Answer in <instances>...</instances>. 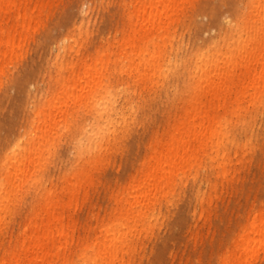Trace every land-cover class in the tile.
Instances as JSON below:
<instances>
[{
	"label": "rangeland",
	"instance_id": "374dc122",
	"mask_svg": "<svg viewBox=\"0 0 264 264\" xmlns=\"http://www.w3.org/2000/svg\"><path fill=\"white\" fill-rule=\"evenodd\" d=\"M132 1L16 0L2 14L0 263L31 247L34 213L52 192L68 228L46 264H264V227L252 224L255 216L264 223V54L249 76L226 70L216 115L227 135L219 152L199 141L184 151L145 220L118 201L146 178L155 147L181 126L201 72L196 56L217 46V58L227 56L244 34L227 29L225 18L244 32L252 0L178 3L167 26L149 29L145 59L166 60L147 71L140 43L124 39ZM98 85L110 94L115 123L87 151L85 96ZM29 156L34 171L21 174L12 161ZM77 178L72 197L66 187Z\"/></svg>",
	"mask_w": 264,
	"mask_h": 264
},
{
	"label": "bare ground",
	"instance_id": "6f19581e",
	"mask_svg": "<svg viewBox=\"0 0 264 264\" xmlns=\"http://www.w3.org/2000/svg\"><path fill=\"white\" fill-rule=\"evenodd\" d=\"M183 0H134L131 2V12L129 15V31L124 36L127 41L140 43L135 49H140V55L144 56V40H148L150 30L153 28H164L170 23V16L175 11L178 3ZM16 0H0V35L3 31L2 14L7 11ZM250 12L253 13L252 19L246 26L245 31L241 30L238 21L232 22L229 17L225 18L226 28L231 32L238 33L240 40L237 46L230 51L227 56L217 58L222 54V47L217 46L212 53H205L196 56L197 70H201L198 78L194 83L195 95L191 102L187 104L183 113L179 116V128L173 131L170 136V143H161L154 149L156 162L149 168L146 178L134 182L127 188L126 194H121L118 199L119 204L126 202V211L131 212L138 209V216L149 215L151 205L154 204L159 195L164 194V190L170 184L172 178V169L176 167L179 160L183 159V152L191 150L196 142H200V147L211 146L216 153L222 148V142L227 135L224 130V122L218 121L216 111L219 107V98L224 92L226 70H240L239 76L245 74L249 76L258 65V59L264 54V0H252ZM168 18V20H167ZM166 21V22H165ZM150 29V30H149ZM3 36V35H2ZM1 36V37H2ZM9 37V36H8ZM10 37L8 38V41ZM2 41V40H0ZM253 47L248 51V47ZM142 49V50H141ZM5 51H0V66L4 59ZM244 53H246L244 55ZM242 59L241 61H238ZM164 56L155 58L151 55L149 60L144 59L142 66L147 71L151 64L153 69L160 68L165 62ZM138 67V64H137ZM155 71V70H153ZM86 93L85 99L89 110L91 111L92 122L86 128L85 140L88 143L87 151L97 147L102 142L104 134L110 129L115 121L109 117L111 99L110 94L105 93V88L98 85ZM219 125V126H218ZM192 131L189 137L190 130ZM41 131V130H40ZM208 132V136L205 133ZM179 133V137H177ZM46 137V132H41L33 148L36 155L41 153V138ZM191 139V140H190ZM191 141V142H189ZM31 157L15 158L12 164L21 174L25 172L31 174L34 167H31ZM26 167V168H25ZM79 178H81L79 176ZM70 183L66 189L70 191L72 197L76 196L80 187L81 180ZM161 193V194H160ZM43 206L36 211L33 216V222L28 231H32L31 237L35 238L31 242V247L27 248L24 253H18L10 261L0 264H46L50 261V250L56 237H61L64 231H67L68 221L63 215V205L60 197L49 192L43 199ZM263 217H254L252 224L256 221L260 226L258 231H263V225L260 220ZM136 221L138 219L136 218ZM259 228V229H258ZM26 231V230H25ZM112 238L116 237L120 231H107ZM119 237V236H117ZM96 263L93 260L90 264Z\"/></svg>",
	"mask_w": 264,
	"mask_h": 264
}]
</instances>
